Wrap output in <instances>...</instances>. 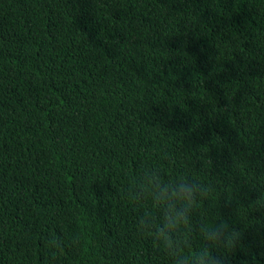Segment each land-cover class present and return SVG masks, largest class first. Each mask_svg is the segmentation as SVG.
<instances>
[{
	"label": "trees",
	"instance_id": "1",
	"mask_svg": "<svg viewBox=\"0 0 264 264\" xmlns=\"http://www.w3.org/2000/svg\"><path fill=\"white\" fill-rule=\"evenodd\" d=\"M163 150L258 198L264 0H0V264H147L118 178Z\"/></svg>",
	"mask_w": 264,
	"mask_h": 264
},
{
	"label": "clouds",
	"instance_id": "2",
	"mask_svg": "<svg viewBox=\"0 0 264 264\" xmlns=\"http://www.w3.org/2000/svg\"><path fill=\"white\" fill-rule=\"evenodd\" d=\"M168 160L163 150L158 160L138 162L118 178L119 198L134 212L135 235L147 243V264H261L264 218L249 217L264 208V188L255 187L258 198L243 204L234 189L231 199L222 194L224 162L209 159L205 169ZM222 199L235 204L230 215L220 211Z\"/></svg>",
	"mask_w": 264,
	"mask_h": 264
}]
</instances>
